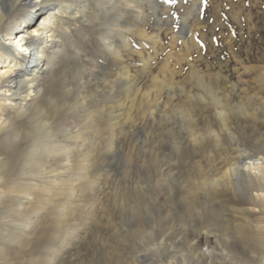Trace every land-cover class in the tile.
<instances>
[{"label":"bare ground","instance_id":"1","mask_svg":"<svg viewBox=\"0 0 264 264\" xmlns=\"http://www.w3.org/2000/svg\"><path fill=\"white\" fill-rule=\"evenodd\" d=\"M113 1L100 0L99 5ZM88 4L0 0V264H55L56 256L48 249L61 252L64 241L56 243L53 235L50 242L46 234L51 226L62 228L79 189L94 181L93 149L85 150L83 139L95 116L85 95L90 80L78 82L86 78L78 69V80L64 89L60 100L53 88L55 77L67 66L56 69L54 54L72 38L76 16L91 17ZM121 16L105 21L111 30L103 39L110 49L114 33L134 27L124 20L130 27L125 28ZM18 18L21 26L14 31ZM11 33L17 41L8 37ZM259 68L264 87V65ZM117 81L127 97L137 84L125 69L109 82L111 89ZM139 91L137 86L131 101ZM231 93L227 89L221 98L212 95L222 135L214 132L211 149L184 157L172 176L174 183L163 179L161 201L130 207L123 225L125 240L131 236V250L116 264H264V91L253 96L252 109L243 101L233 102ZM146 104L153 115L157 103ZM233 112L251 118V144L245 143L247 131L230 120ZM27 121L28 127L22 128ZM193 134L195 144L199 137ZM10 147L11 162L5 159Z\"/></svg>","mask_w":264,"mask_h":264},{"label":"rangeland","instance_id":"2","mask_svg":"<svg viewBox=\"0 0 264 264\" xmlns=\"http://www.w3.org/2000/svg\"><path fill=\"white\" fill-rule=\"evenodd\" d=\"M99 1L88 0L86 12L91 17L77 15L72 38L54 54L56 69L67 65L55 77L56 100L78 80V69L86 75L78 82L90 80L85 95L95 116L83 139L85 150L93 149L96 162L94 181L79 189L62 228L51 226L46 234L50 242L64 241L61 252L48 249L56 256L55 264L121 263L131 250V236L125 240L123 225L130 207L139 208L150 199L161 201L163 179L172 183L186 155L208 151L214 132L222 135L212 95L221 98L227 89L232 90L233 102L243 101L252 109L253 96L264 91L258 80L259 66L264 65V0H114L101 7ZM119 15L125 28H130L126 22L134 27L114 33L110 49L103 39L111 30L105 21ZM16 20L14 31L21 26ZM8 37L17 41L13 33ZM123 69L137 78L129 97L120 81L114 89L109 83ZM137 86L140 91L131 101ZM155 93L160 95L158 100ZM147 101L157 103L153 115ZM230 120L247 131L245 143L251 144V118L233 112ZM193 132L199 137L195 144ZM11 152L12 147L5 155L10 162ZM201 244H206L204 235Z\"/></svg>","mask_w":264,"mask_h":264}]
</instances>
